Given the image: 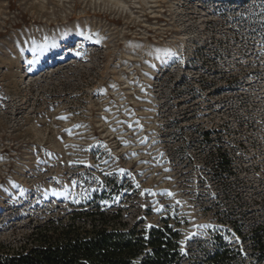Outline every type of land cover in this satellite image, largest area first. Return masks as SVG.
Here are the masks:
<instances>
[{
    "label": "rangeland",
    "instance_id": "obj_1",
    "mask_svg": "<svg viewBox=\"0 0 264 264\" xmlns=\"http://www.w3.org/2000/svg\"><path fill=\"white\" fill-rule=\"evenodd\" d=\"M96 196L264 264V0H0V243Z\"/></svg>",
    "mask_w": 264,
    "mask_h": 264
},
{
    "label": "trees",
    "instance_id": "obj_2",
    "mask_svg": "<svg viewBox=\"0 0 264 264\" xmlns=\"http://www.w3.org/2000/svg\"><path fill=\"white\" fill-rule=\"evenodd\" d=\"M257 230L252 239L264 258V231ZM180 237L167 222L130 223L96 196L35 224L19 246L0 243V264H180ZM238 254L221 243L211 260L226 264Z\"/></svg>",
    "mask_w": 264,
    "mask_h": 264
},
{
    "label": "snow or ice",
    "instance_id": "obj_3",
    "mask_svg": "<svg viewBox=\"0 0 264 264\" xmlns=\"http://www.w3.org/2000/svg\"><path fill=\"white\" fill-rule=\"evenodd\" d=\"M169 195H171V194H169Z\"/></svg>",
    "mask_w": 264,
    "mask_h": 264
}]
</instances>
